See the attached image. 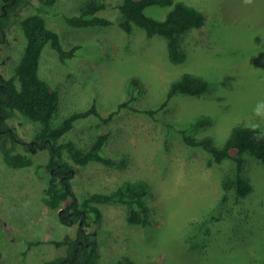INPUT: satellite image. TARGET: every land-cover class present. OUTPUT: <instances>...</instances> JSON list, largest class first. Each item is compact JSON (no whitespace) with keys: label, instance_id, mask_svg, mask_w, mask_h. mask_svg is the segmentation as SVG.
I'll use <instances>...</instances> for the list:
<instances>
[{"label":"rangeland","instance_id":"1","mask_svg":"<svg viewBox=\"0 0 264 264\" xmlns=\"http://www.w3.org/2000/svg\"><path fill=\"white\" fill-rule=\"evenodd\" d=\"M88 1L58 0L49 11L47 26L75 55L62 60L47 46L40 76L59 94L54 125L94 103L103 118L118 111L110 122L96 116L81 119L62 139L87 149L109 132L102 155L123 162L121 168L75 165L78 197L108 193L124 182L147 184L145 222L129 223L125 205H98L102 263L116 264L123 256L134 264H264V164L246 156L243 176L252 191L243 198L233 193L228 213L200 230L197 225L217 206L222 183L233 178L236 164H217L183 139L185 132L196 139L210 136L221 147L237 125L264 133V0H173L203 17L201 27L180 36L179 62L170 59L165 38H148L139 28L127 35L116 25H67L61 14H76ZM121 1L104 0L99 15L117 21ZM171 9L155 5L146 14L163 21ZM31 11L26 7L17 16ZM17 27L7 29L0 42V72L6 78L15 63ZM185 74L206 81L208 90L178 95L149 113L161 107L171 84ZM125 102L129 105L119 109ZM201 118L210 119V125L193 129ZM10 125L21 140L15 152L27 153L21 142H31L41 125L20 116ZM4 144L13 146L8 140ZM31 153L33 166L10 168L0 149V264H43L58 254L52 242L77 232L78 225H63L59 211L43 202L49 175L36 166L47 163L49 153Z\"/></svg>","mask_w":264,"mask_h":264},{"label":"trees","instance_id":"2","mask_svg":"<svg viewBox=\"0 0 264 264\" xmlns=\"http://www.w3.org/2000/svg\"><path fill=\"white\" fill-rule=\"evenodd\" d=\"M57 1L8 0V13L5 14V11L1 10L0 25L3 31L18 25L20 39L13 46L15 63L11 76L6 78L0 72V149L3 162L10 168L31 167L34 165L31 152L47 151L48 162L36 166L37 170H44L49 175L43 202L48 208L59 211L58 218L63 225H78L75 237L52 242L58 249V254L43 264H103L99 239L103 212L98 205H125L128 208L129 223L145 222L148 212L145 201L147 184L143 181L124 182L113 191L93 193L83 199H80L74 190L73 178L78 172L75 165L85 167L97 162L111 168H121L123 162L102 155L110 136L109 132L98 135L87 149L73 142L62 141L81 119L96 116L104 122H110L118 111L103 118L94 103L90 109L74 112L58 125L52 124L59 94L40 76L41 58L47 46L56 51L62 60L75 55L74 50L67 52L64 49L59 34L47 26L46 17ZM155 5L172 6L165 20H156L146 14V9ZM26 6L31 7L32 11L27 15L17 16V8L24 9ZM105 7L104 0H89L78 13L61 16L67 25L77 29L116 25L127 35H131L134 28H139L145 31L148 38L163 37L167 40L168 52L173 62L183 59V52L179 47L180 36L203 24V17L196 9L183 2L173 3V0H122L118 6L117 21L99 15ZM207 90L206 81L185 74L171 84L161 107L149 113L153 114L165 108L178 95L197 96ZM128 105V102H125L119 109ZM19 116L41 125L31 142H21L27 153L15 152V147L21 140L10 122ZM210 123V119L201 118L192 127L204 128ZM183 139L190 147L205 150L217 164L228 160L236 164L233 178H227L222 183L223 194L217 206L197 225L202 230L206 224L213 220L220 221L228 213L233 193L236 198H243L252 191L253 186L243 176V170L246 156L264 164V133L255 127L237 125L221 147H218L210 136L196 139L185 132ZM7 140L12 143V147L5 146L4 142ZM1 258L0 252V260ZM116 264L134 263L122 256L117 259Z\"/></svg>","mask_w":264,"mask_h":264},{"label":"flooded vegetation","instance_id":"3","mask_svg":"<svg viewBox=\"0 0 264 264\" xmlns=\"http://www.w3.org/2000/svg\"><path fill=\"white\" fill-rule=\"evenodd\" d=\"M4 2H2V6H1V10L3 9L4 11H5V14H7L8 13V11L6 10V8L8 7V0H3ZM27 7V6H26ZM14 10H16V8L14 9ZM23 9L22 8H17V12H15L16 14H19L20 13V11H22ZM1 16H2V14H0V18H1ZM9 29V28H8ZM1 37H3L2 39H1ZM5 38H6V32L5 31H3V28L1 27V25H0V42L2 41V42H4V40H5Z\"/></svg>","mask_w":264,"mask_h":264}]
</instances>
